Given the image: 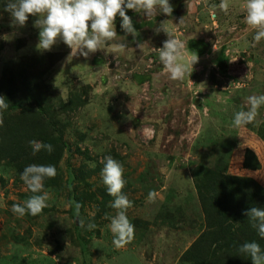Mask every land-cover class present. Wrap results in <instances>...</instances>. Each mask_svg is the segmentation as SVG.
Returning <instances> with one entry per match:
<instances>
[{"label":"rangeland","instance_id":"rangeland-1","mask_svg":"<svg viewBox=\"0 0 264 264\" xmlns=\"http://www.w3.org/2000/svg\"><path fill=\"white\" fill-rule=\"evenodd\" d=\"M7 4L0 0V78L12 81L24 99L27 85L19 82L18 73L27 68L26 81L35 82L34 92L48 97L50 113L65 125L68 149L54 185L44 187L48 207L37 216L12 212L14 203L34 195L21 179L30 165L27 159L15 158V150L0 158V264H194L183 261L182 254L210 228L208 213L215 211L210 204L205 207L197 172L249 176L264 186V124L236 128L232 123L237 111L250 107L247 97L264 95V38L252 46L255 29L245 23V0H229L227 13L212 7L220 0H174L171 16L157 8L151 18L126 9L139 36L126 34L117 15V36L88 57L72 54L61 38L51 50L38 49L39 16L15 25ZM165 20L184 42L186 61L198 56L191 75L182 80L169 78L155 51L168 39L163 31L157 33ZM197 40L205 42L204 52L193 43ZM120 44L126 47H115ZM222 60L225 69L219 67ZM60 97L79 103L67 108ZM27 101L25 111L0 110V138L23 121L41 135L39 142L61 143L59 132ZM258 111L264 120V105ZM247 149L258 155L260 168L244 167ZM25 151L33 154L29 141ZM107 156L123 165L127 183L122 191L133 205L127 216L135 226L134 238L122 248L114 246L106 218L116 213L101 176ZM150 191L157 193L152 202ZM74 196L81 197V216L72 208ZM89 223L96 227L89 230Z\"/></svg>","mask_w":264,"mask_h":264},{"label":"clouds","instance_id":"clouds-1","mask_svg":"<svg viewBox=\"0 0 264 264\" xmlns=\"http://www.w3.org/2000/svg\"><path fill=\"white\" fill-rule=\"evenodd\" d=\"M212 7H218L227 13L229 0H220L218 6L213 5ZM242 7L246 11L245 23L255 29L254 43L252 44L255 47L264 38V0H245ZM157 8L168 16H171L174 10L169 0H8L5 11L11 14L13 23L19 26L26 24L29 15L39 16V19L35 21V26L40 29L38 49L51 50L58 38H61L72 49V54L74 51L75 54L79 51L82 56L88 57L90 53L105 49L106 42L117 36L114 23L117 15L122 18V30L135 39L139 33L133 26L132 18L127 15L126 9L136 12L143 11L146 17L151 18ZM184 18H180L179 24L184 23ZM89 22H91L90 26ZM160 31L168 36V39L163 42V46L155 49L164 72L169 74V78L172 80H182L186 74L191 75L193 65L198 62V56L186 61L185 44L169 30L168 20L161 21L157 33ZM137 46L142 49L143 43H138ZM115 47L123 50L126 45L120 44ZM157 78L158 76L154 75V80ZM247 103L250 105L248 110L242 108L234 114L232 123L236 128L249 124L259 127L264 124V120L258 119V109L264 105V95H251L247 97ZM8 106L5 97L0 96V110H7ZM2 123L3 121L0 119V124ZM29 144L34 155L42 149L49 153L54 150L50 143L31 140ZM103 163L102 180L108 195L114 197L110 207L116 210L115 215L109 217L106 214V218L110 219L109 227L114 237V246L122 248L134 238L135 226L127 216V210L133 205L122 191L127 183L124 179L123 165L112 156H107ZM56 174L57 169L51 164L26 166L21 173V179L34 195L26 199L23 204L14 203L12 212L20 217L26 214L32 216L41 214L48 207L49 199V194L44 191L43 182L46 178H54ZM156 196L155 191H150L149 202L154 201ZM80 208L81 205L77 204V216H79ZM245 215L252 227L257 230L258 235L264 238V208L251 207L245 212ZM80 227H84L82 219ZM95 227L94 223L88 224L89 230ZM239 251L247 254L251 258L252 264H264V251L259 243L245 242L240 246Z\"/></svg>","mask_w":264,"mask_h":264},{"label":"trees","instance_id":"trees-1","mask_svg":"<svg viewBox=\"0 0 264 264\" xmlns=\"http://www.w3.org/2000/svg\"><path fill=\"white\" fill-rule=\"evenodd\" d=\"M173 1L169 0L171 4ZM193 43L200 44L201 52H204L206 46L204 41L197 40ZM26 70L27 68L22 69L18 73L19 82L21 81L22 84L27 85L26 92L28 95L24 99L15 93L16 90L13 88L12 81H8L7 77L0 78V91L7 92L8 85L12 86V88L10 87L12 92H7L6 97L4 96L6 103L9 105L5 111L19 109L25 111L29 102L26 103L25 100H32L34 107L41 111L40 113L44 116L46 122L52 124L55 130L59 132L58 140L61 143L55 144L52 140H45V143L53 145L54 150L51 153L44 149L35 155L26 152L25 143L27 141H42V137L41 135L36 136L32 129L30 130L27 124L21 121L16 123L17 128L13 129L11 134L8 132L7 138H0V158L7 155L9 151L15 150L17 152L14 155L15 158L25 157L27 164H51L56 167L58 172V165L63 157L64 148L68 149V142L63 138L62 129L65 125L58 124L54 114L50 113L52 106L48 102V97L42 92L41 95L34 92L35 82L26 81ZM46 70L40 71L38 75L35 74L34 79L38 80ZM59 101L67 108L69 104L77 105L79 103V101L73 99L64 101L61 97ZM30 148H32L31 145ZM78 151H81V149L78 148ZM244 167L250 170L261 167V161L254 150L247 149L245 151ZM197 173L196 186L201 197L207 200L204 203L205 207L210 204L215 211L208 213L210 228L205 229L196 238L194 243L182 254L181 259L183 261L192 260L194 264H252L251 258L247 254L241 253L239 248L245 242L255 241L260 244L262 251H264V238L258 235L257 230L252 227L245 215V212L251 207L264 208V186L249 176L234 175L212 169H203V171ZM53 180L54 178H46L43 182L44 187L49 188L54 185ZM70 201L75 212L77 204L82 206L81 197L74 196ZM206 210L208 212V208ZM81 215L82 207L79 210V216ZM79 218L81 217H78V220ZM223 251H226V253H222Z\"/></svg>","mask_w":264,"mask_h":264},{"label":"water","instance_id":"water-1","mask_svg":"<svg viewBox=\"0 0 264 264\" xmlns=\"http://www.w3.org/2000/svg\"><path fill=\"white\" fill-rule=\"evenodd\" d=\"M226 65H227V61H225V60H222L219 62V67L221 69H225Z\"/></svg>","mask_w":264,"mask_h":264},{"label":"flooded vegetation","instance_id":"flooded-vegetation-1","mask_svg":"<svg viewBox=\"0 0 264 264\" xmlns=\"http://www.w3.org/2000/svg\"><path fill=\"white\" fill-rule=\"evenodd\" d=\"M174 2V1H173ZM174 5V4H173Z\"/></svg>","mask_w":264,"mask_h":264}]
</instances>
